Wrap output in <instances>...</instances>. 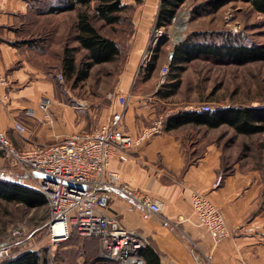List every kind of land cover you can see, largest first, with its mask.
I'll return each mask as SVG.
<instances>
[{"label":"crops","instance_id":"1","mask_svg":"<svg viewBox=\"0 0 264 264\" xmlns=\"http://www.w3.org/2000/svg\"><path fill=\"white\" fill-rule=\"evenodd\" d=\"M121 1L123 4L135 2ZM159 1L141 0L134 11V20L139 21V52H132L133 57L130 55L128 65L131 68L136 66L145 47ZM33 4L32 0L0 2V66L7 75V85L0 92V130L17 147L52 144L79 132L74 110L61 104L57 96L54 79L56 73H61L56 70L61 68L62 47L54 52L53 45L39 46L33 41L34 26L40 17ZM143 70V67L139 69L142 75L139 84L142 79L145 84L140 86L139 92L131 93L130 86L122 83L117 86V91L130 94L123 128L132 134L140 132L158 116H162L164 122L172 113L193 108L190 104L166 105L176 93L164 94L171 79L161 85L155 81L153 87L150 83L156 68L148 78L144 77ZM42 95L49 96L53 102L48 119H43L42 112L37 109ZM27 107L35 109L33 117L24 114ZM119 109L115 100L109 114ZM15 121L32 124L25 136L14 129ZM219 127L193 124L171 130L162 127L160 132L132 149L128 160L122 162L113 158L110 161V168L118 171L122 180L161 203L162 216L148 219H143L138 209L128 210L127 200L117 195L109 206V211L117 214L123 224L138 228L147 237L148 243L158 251L161 264H264V198L255 182L259 174L255 170H241L235 162L231 171L223 172L219 151L212 141L205 140L208 134L202 135ZM4 160L11 167L6 172L3 171ZM15 168L0 153L1 178L18 173ZM218 176L221 179L216 182ZM194 190L205 193L220 208L227 227L232 230L230 237L213 244L207 230L196 223L190 203Z\"/></svg>","mask_w":264,"mask_h":264},{"label":"rangeland","instance_id":"2","mask_svg":"<svg viewBox=\"0 0 264 264\" xmlns=\"http://www.w3.org/2000/svg\"><path fill=\"white\" fill-rule=\"evenodd\" d=\"M32 1L40 12L37 25L34 26L36 33L32 34L33 41L39 46H45L46 43L53 45L54 52L65 45H76L72 41V33L77 10L48 13L44 12L45 5L51 0ZM206 1H184L171 23L162 28L163 35L150 52V58L157 54L156 71L150 83L153 87L161 76L164 63L169 68L166 79L170 78L169 52L189 37L203 42L220 43L227 38L246 44L264 45V14L256 12L249 3L242 0H227L216 11L196 15V12L206 9ZM138 5L136 2L130 3L116 24L94 21L100 33L118 44L120 55L116 60L94 65L82 81L68 79L61 68L56 70L62 73L60 80L55 74L57 96L61 104L74 110L78 131H87L108 116L119 84L129 85L131 93L139 92L140 86L145 84L143 79L139 84V77H142L139 69L143 55L145 52L149 54L150 41L155 33L153 25L148 28L149 35L136 66L131 68L128 65L130 55L133 57L132 52H139V21L134 20V11ZM76 53L77 61H80L83 52ZM183 66L179 76L180 85L171 99L166 101L169 107L186 104L195 107L203 103H209L211 107L221 104H264V60L235 64L227 58L198 56ZM31 125H25L28 131ZM205 134H208L204 136L205 140L212 141L219 151L223 172L231 171L235 162L239 169L255 170L259 174L255 182L264 198V131L247 136L237 134L223 125L202 135ZM3 163V171L11 169L7 160ZM46 215V204L30 207L0 199V234L13 226L24 225L27 227V235H30L28 239L33 240L12 256L31 246L30 251H38L41 255V264H118L115 259L101 253L100 243L95 238L75 235L66 241L51 243L45 234Z\"/></svg>","mask_w":264,"mask_h":264},{"label":"built area","instance_id":"3","mask_svg":"<svg viewBox=\"0 0 264 264\" xmlns=\"http://www.w3.org/2000/svg\"><path fill=\"white\" fill-rule=\"evenodd\" d=\"M162 28L153 27L155 33L150 41L149 54L145 52L140 66L149 60L150 52L163 35ZM168 70L167 64L162 65L159 85L165 83ZM61 78L62 73H58L57 79ZM6 85L7 75L0 66V92ZM115 100L120 109L111 111L104 122L88 131L73 132L52 144L33 143L17 147L0 130V152L18 169V173L10 177L11 182L33 188L45 196V234L51 243L66 241L75 235L95 237L105 257L115 259L118 264H143L137 251L148 244L147 237L138 228L123 224L117 214L109 211V206L113 196L117 195L127 200L128 210L138 209L141 217L148 219L154 215L162 216L161 203L122 180L120 173L109 164L113 158L122 162L128 160L132 149L161 131L163 117L158 116L140 132L132 134L123 128V115L130 104V94L118 90ZM51 102L49 96L42 95L37 103L44 118L49 117ZM195 107L202 111L211 110L209 103ZM24 114L33 117L35 109L27 107ZM14 129L21 136L28 132L21 121L14 122ZM220 179L218 176L216 182ZM190 203L196 223L207 230L213 244L230 237L232 230L227 227L220 208L205 193L192 191ZM172 224L177 225V222ZM28 237L24 225L13 226L1 233L0 261L12 257L33 241Z\"/></svg>","mask_w":264,"mask_h":264},{"label":"trees","instance_id":"4","mask_svg":"<svg viewBox=\"0 0 264 264\" xmlns=\"http://www.w3.org/2000/svg\"><path fill=\"white\" fill-rule=\"evenodd\" d=\"M139 3L141 0H134ZM186 0H160L153 27H166L171 23L179 6ZM227 0H208L206 9L196 12L200 16L219 9ZM250 4L253 10L264 14V0H242ZM129 7L121 0H51L46 2L44 12L58 13L77 10L73 24L72 41L74 46L62 48L61 69L68 79L84 80L90 69L101 63L112 62L120 55L116 41L99 32L94 21L113 25L120 21L121 13ZM40 49V48H38ZM82 51L80 61L77 53ZM198 56L227 58L235 64L264 60V45L246 44L225 38L220 43L196 41L187 38L174 46L170 55L169 89L164 94H173L180 85V73L185 62ZM157 54H153L144 66L143 75L148 78L156 68ZM164 130L176 129L185 124L204 125L217 128L227 125L237 134L252 135L264 131V104L258 106L225 104L214 109L202 111L192 109L180 110L166 117ZM1 153V152H0ZM0 199L25 206L35 207L46 204L45 196L39 191L11 182L10 178L0 176ZM95 238V237H91ZM97 239V238H95ZM137 255L143 264H161L158 251L150 244L141 247ZM42 257L38 251H24L0 261V264H41Z\"/></svg>","mask_w":264,"mask_h":264}]
</instances>
